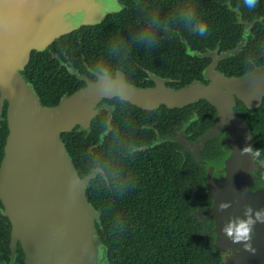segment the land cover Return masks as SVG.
Returning <instances> with one entry per match:
<instances>
[{
  "label": "water",
  "instance_id": "1",
  "mask_svg": "<svg viewBox=\"0 0 264 264\" xmlns=\"http://www.w3.org/2000/svg\"><path fill=\"white\" fill-rule=\"evenodd\" d=\"M118 10L119 0H0V101L1 106L8 102L9 124L0 199L13 244H21L26 264H111L97 228L99 212L87 195L91 177L79 176L62 134L78 125L87 128L99 101L119 95L106 94L97 80L45 106L22 71L33 51L43 52L61 36ZM214 66L207 72L208 85L141 90L126 84L121 95L144 109L200 100L216 109L213 125L197 142L183 141L205 170L210 199L204 209L195 196L193 215L197 222L212 219V228L201 234L212 239L209 251L218 253V264H264V223H256L248 247L222 231L230 217L264 209V177L259 175L264 164L256 157L249 124L235 110L238 100L249 109L262 106L264 64L241 77ZM216 138L222 155L204 158L199 151ZM221 204L230 206L221 210Z\"/></svg>",
  "mask_w": 264,
  "mask_h": 264
},
{
  "label": "trees",
  "instance_id": "2",
  "mask_svg": "<svg viewBox=\"0 0 264 264\" xmlns=\"http://www.w3.org/2000/svg\"><path fill=\"white\" fill-rule=\"evenodd\" d=\"M144 1L150 3L149 0H131L136 6L126 10L135 15L136 7H140L142 14L153 10L161 17H166V21H182L179 12L184 0H153L150 7ZM193 2L204 13L209 34H225L228 44L234 43L235 47L244 36L245 25L254 23L247 45L221 63L220 71L223 74L241 77L264 64V0H259L254 10L247 9L243 0ZM122 13L109 16L110 19L106 21H120ZM182 30L184 32L186 28L182 26ZM70 36L63 37L64 47L72 44ZM58 42L49 48L54 50ZM22 74L45 106L57 105L64 95H70L85 85L77 84L66 68L59 70L58 58L49 49L34 51ZM195 105L202 109L198 113L196 125L203 124L206 132L216 119V109L206 100ZM235 110L249 124L256 157L264 164V100L261 107L254 109H249L238 100ZM62 139L80 177L88 175L91 167L96 165L105 173L106 170L110 171L108 176L112 183H104L103 177L97 176L90 183L87 195L100 213L97 228L108 247L111 264H218V253L209 251L213 247L212 239L201 234L212 228V219L208 218L204 223L197 222L193 215L195 196L204 209L209 207L210 199L206 194L205 170L192 156L187 161L188 183H181L182 172L176 169V165H170L161 154L152 153L150 160L133 157L114 161L111 155L109 160H104L102 148L101 156L91 162L88 153L91 138L86 133H63ZM208 142V151L201 155L204 158L221 156L219 139ZM212 145L216 151L210 154ZM3 157L4 153L0 154V166ZM181 160L176 153L172 155V163ZM153 167L159 172L166 173L167 170L171 182H158ZM259 175L264 177V173Z\"/></svg>",
  "mask_w": 264,
  "mask_h": 264
},
{
  "label": "flooded vegetation",
  "instance_id": "3",
  "mask_svg": "<svg viewBox=\"0 0 264 264\" xmlns=\"http://www.w3.org/2000/svg\"><path fill=\"white\" fill-rule=\"evenodd\" d=\"M130 1L119 0V10L107 14L100 23L82 25L61 36L57 39L59 42L54 50L49 47L57 40L49 45L46 50L49 49L58 58L59 70L66 68L75 77L77 84L85 83L84 87L98 80L91 74V66L97 62L107 63L119 69L126 84L136 89L150 90L158 86L182 89L195 83L208 85L210 82L208 70L215 65L216 71L222 73L221 63L226 58L235 56L247 45L254 28L253 22L247 23L244 36L235 47L234 43L228 44L225 34L216 33L199 37L192 34L182 21H166L167 38L154 50H145L143 45L138 46L132 42L134 33L143 26L145 17L140 13V7H136L135 15L126 10L133 5L136 6V3ZM149 1L150 3L144 1L147 7L153 4V0ZM120 12H123L120 21H106L110 19L109 16ZM182 26L186 28L184 32ZM67 35H71L72 44L64 47L62 39ZM160 35L164 36V33ZM114 41H119L120 46L113 48L111 43ZM228 46L230 49H226ZM196 103L181 107L161 104L153 109H144L126 98L122 101L120 96L102 98L96 105L97 115L89 126L85 128L78 125L72 131L86 133V136L91 138L88 148L91 162L101 156L102 148L104 160L107 158L109 160V155L114 161L133 157L150 160L152 153L161 154L170 165H176V169L182 172L181 183H188L187 161L189 156L197 160L183 143L197 142L205 134L204 125L201 123L196 125L198 113L202 111L195 105ZM212 124L210 123V127ZM8 134V102L1 106L0 101L1 155L4 153ZM208 143L201 148L200 154L208 151ZM213 145L210 147V154L216 151ZM175 153L182 160L172 163V155ZM154 168L158 182H171L167 177V170L164 173ZM109 172L106 170L105 173L96 165L91 167L90 173L85 177H91L89 183L97 176H102L104 183H112L108 176ZM146 177L150 179V176ZM154 179L156 180V177ZM125 182L128 183L127 180ZM3 210L0 199V264H26L21 244L17 243L15 246L13 244L12 224Z\"/></svg>",
  "mask_w": 264,
  "mask_h": 264
},
{
  "label": "clouds",
  "instance_id": "4",
  "mask_svg": "<svg viewBox=\"0 0 264 264\" xmlns=\"http://www.w3.org/2000/svg\"><path fill=\"white\" fill-rule=\"evenodd\" d=\"M258 3L259 0H243V5L249 10H254ZM100 12L101 15L105 14L103 8L100 9ZM179 16L192 34L199 37L209 34V24L204 19V13L198 9L193 0H184ZM144 17L143 26L134 33L132 42L138 46L143 45L145 50H154L162 40L167 38L166 17H161L158 12H145ZM161 33H164V36H161ZM111 46L118 47L120 42L114 41ZM91 74L93 78L102 81L106 94L119 95L123 101L124 98L121 94L125 92L127 82L119 69L107 63L97 62L91 66ZM229 206V204H221L220 208L224 210ZM248 211L250 210H247L243 215L230 217L222 229L232 238L233 242L244 241L246 247H248L247 241L252 239L256 223H264V220H261V217H264V209L256 210L252 216L248 215Z\"/></svg>",
  "mask_w": 264,
  "mask_h": 264
}]
</instances>
